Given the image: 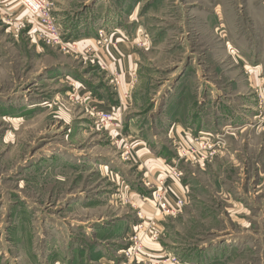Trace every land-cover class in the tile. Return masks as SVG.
<instances>
[{
  "label": "rangeland",
  "instance_id": "rangeland-1",
  "mask_svg": "<svg viewBox=\"0 0 264 264\" xmlns=\"http://www.w3.org/2000/svg\"><path fill=\"white\" fill-rule=\"evenodd\" d=\"M84 1L81 10L92 16L114 11L116 26L125 36L137 27L133 43L141 59V73L151 77L146 83L140 80L135 91L144 111L154 105L147 102L146 96H158L159 103L178 72L186 71L192 63L199 66L202 87L211 85L223 93L213 96L218 115L232 113L233 119L237 118L235 125H248L243 131L223 127V144L208 162H179L186 176L182 178L186 204L181 214L163 221L165 229L159 243L173 245L192 256L203 249L224 251L233 244L242 246L244 252L239 254L243 258L225 255L222 260H208L264 264V136L260 135L263 129H258L264 127V0H83L82 4ZM96 2L102 7L93 9ZM13 42L15 37L0 23V264H6L4 258L9 264H52L54 258L65 254L67 244L80 250L88 247L89 241H96L95 229H104L97 219L134 218L141 210L135 212L132 201L117 196L116 183L107 176L109 170L106 178L94 168L88 175L73 171L66 176L55 171L50 174V166L35 170L34 163L38 164L50 146L65 145V126L54 110L45 109L43 114L37 111L29 120L18 123V104L37 101L39 109H49L53 93L60 86L40 79L47 71L36 76L42 66L49 65V59L34 60L28 52L11 46ZM210 74L214 78L208 80ZM62 100L61 107L67 106ZM9 108L11 118H4ZM223 119L226 122L227 118ZM93 125L96 135L105 141L107 137L100 132L109 128L100 130ZM140 131L147 140L155 135L150 128L146 133ZM96 135L84 143L79 139L73 146L97 156L102 150L93 145ZM159 144L170 165L177 159L172 140L161 136ZM116 152L121 164L137 167L135 162H123L118 148ZM136 177L130 179V188L137 185ZM142 184L148 189L142 200L148 203L154 186L144 178ZM76 194L91 200L89 208L72 207L70 200ZM195 260L204 264L205 259L196 254Z\"/></svg>",
  "mask_w": 264,
  "mask_h": 264
},
{
  "label": "crops",
  "instance_id": "crops-1",
  "mask_svg": "<svg viewBox=\"0 0 264 264\" xmlns=\"http://www.w3.org/2000/svg\"><path fill=\"white\" fill-rule=\"evenodd\" d=\"M51 1L53 3V17L65 40L74 46L75 52L70 51L61 55L55 53L51 48L34 42L32 31L36 26L35 19L30 17L15 1L0 0V23L4 26L6 33H10L15 37V42L11 43V46L28 52L30 56L34 57V60L49 59L46 63L49 65L47 67L42 66L36 72V76L47 71L44 77L40 79L48 80L51 83L56 82L60 86L53 93L54 101H52L49 109L43 108V106L39 109L38 106H41V104L38 105L37 101L27 104L25 100L24 102L20 101V104H18L21 108L20 114L18 113L15 116L18 123L29 120L35 112L40 111L42 113L44 112L42 110L45 109V112L54 110L53 112L57 114L56 118L65 126V145L59 143V146H50L47 150L48 153L40 158L38 164L34 163V168L37 170L45 166L44 168L47 169L50 166V174L54 171L58 172V175L59 173L63 174L59 176L73 174V171H76L75 174L79 175H82V172L85 171V174L88 175L90 170L94 168L99 170L105 178L106 170H109L107 176L111 182L116 183L115 192H118L117 196L120 195L122 199L132 201V207L136 206L135 212L136 209H140L145 218L154 217L161 223L164 230L165 219L169 218L162 217V220L152 204L149 202L144 203L142 200V197H146L148 194V189L142 184L143 178L154 185L157 179L170 170L171 164H167L168 160L165 156L167 153L164 149H160L159 140L161 136L171 140L178 138L188 141L191 136L204 133L223 135L225 132L221 129L226 125L228 127L225 129H230L229 131L238 130L239 128L243 131L245 125H235L237 119H233L235 114L221 113V115H218L217 103L213 96H221L223 93H219L211 85L206 84V87H202L200 82L202 74L197 72L199 66L196 68L192 63L189 64L191 66L186 71L178 72L169 87L166 86L167 90L163 91L159 103L157 101L158 96H146L147 102L154 105L144 111L145 108L141 105L142 99H138L140 97L135 95V91L140 80L146 83L148 79L151 81V77L141 73V59H139L137 49L133 43V38L138 33L137 27L131 29V33L127 37L116 26L118 18L115 19L114 11L113 14L109 15L107 14L109 11L103 12L100 16L96 12V16H92L91 12L81 10L86 4L85 1L82 4L83 0ZM95 6L102 7L97 2L93 4V9ZM101 29H105L110 37V43L107 45L97 44V34ZM22 38L29 39V41H21ZM84 50L89 51L90 55L84 56ZM74 59L77 60V64H74ZM114 73L119 74L120 84L117 87L111 82ZM211 77L213 76L210 74L209 78L207 77L208 80H211ZM214 81L217 82L216 79ZM145 86L151 88L148 84H145ZM126 95H129V98H126ZM61 98H65V101ZM59 100H62L64 105L67 106L61 107ZM157 103L158 106L155 107ZM227 106L232 107L231 105ZM90 108L116 113L117 126L100 132V134L105 135V138L107 137L105 141L99 139L101 137L96 135L94 125L92 126L95 123L91 122L93 118H88ZM10 109H7V116L4 118H11ZM240 115L236 114V117L243 116V114ZM223 118H227L229 124H226L227 120L225 122ZM246 126L248 127L247 124ZM261 127L260 125L258 129H263L260 135L263 134L264 136V127ZM149 128L152 131L154 130L155 135L151 137L152 139L147 140L140 130H145L146 133ZM118 133L123 135V138L132 145L136 157L135 163L132 164L137 167L128 164L123 165L117 158V148L112 145V140ZM93 135H96L93 145L102 150L101 154L91 155L85 151L86 148L79 149L73 146L79 139L84 143V140L91 139ZM130 168L134 169L131 171ZM179 168L183 171L182 165ZM134 176H138L136 177L137 185L130 188V179ZM190 176L193 178L192 175ZM166 184L172 190L169 196L170 199L187 196L184 180L175 182L169 179ZM76 197L70 200L73 204L72 207L91 205V200L88 197L82 194H76ZM135 216L134 218L124 216L105 222L102 219H97V224H101L100 226L104 229H95L93 234H96V241H89V246L86 247L84 244L85 247L82 246L80 250L74 244H67L68 250L62 257L54 258L52 264H156L158 259L164 257L165 254L175 256L180 264H197L196 254L205 259L204 264H219V260L216 259L220 258L222 260L225 255L231 259L244 257L243 254H239L244 252L242 246L237 248L233 244L231 248L227 247L224 251L222 249L196 250L197 252L192 256L191 253L186 254L185 251L174 249L173 245L168 246L159 242L151 243L147 237H143L144 252L141 261L127 263L121 253L127 248L128 238L132 235L134 225L138 222ZM99 236L101 237L98 240ZM108 240H110L108 243H104ZM241 240L242 243H246L242 237ZM1 257L4 258V256ZM214 257H216L215 262L212 261L211 263L208 258L212 260ZM3 262L9 264V262H6V258ZM201 262L199 261V264ZM227 263L233 262L227 260Z\"/></svg>",
  "mask_w": 264,
  "mask_h": 264
},
{
  "label": "built area",
  "instance_id": "built-area-1",
  "mask_svg": "<svg viewBox=\"0 0 264 264\" xmlns=\"http://www.w3.org/2000/svg\"><path fill=\"white\" fill-rule=\"evenodd\" d=\"M36 21L33 28L32 40L39 45L56 49L62 53L75 52L74 46L70 45L63 37L61 30L53 17L51 0H13ZM97 44L105 45L110 43L109 36L103 30L98 31ZM84 56L89 55V51H83ZM119 74L114 73L111 82L114 86H119ZM127 98V96H125ZM89 114L93 117L95 125L100 129L115 128L117 126V117L115 112L98 111L95 108L89 109ZM223 135L199 134L191 136L190 140L183 141L178 138L172 139V146L176 152L177 159L171 163L169 172L156 180L153 190L148 201L152 204L154 210L164 218L176 217L182 213L186 204V197H175L170 199L172 193L167 186V180L181 182L182 171L179 168V162L185 161L190 164H204L211 160L216 151L223 144ZM120 151V158L123 162L133 163L136 161L132 145L123 138L120 133L116 134L112 140ZM150 184L147 183V186ZM138 222L134 225L132 235L128 238V246L122 252V257L128 262L137 263L141 261L144 246L143 237H147L151 243L160 241L163 230L161 223L154 217L145 218L141 211L136 214ZM159 262V263H158ZM180 264L178 259L171 255L165 254L158 259L156 264Z\"/></svg>",
  "mask_w": 264,
  "mask_h": 264
}]
</instances>
